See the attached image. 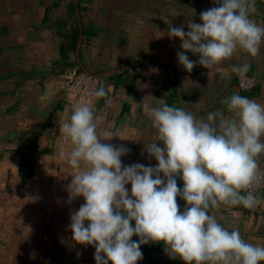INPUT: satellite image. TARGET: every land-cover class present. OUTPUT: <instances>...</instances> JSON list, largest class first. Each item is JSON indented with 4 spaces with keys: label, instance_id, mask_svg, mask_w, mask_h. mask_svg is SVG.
<instances>
[{
    "label": "crops",
    "instance_id": "0c3cea01",
    "mask_svg": "<svg viewBox=\"0 0 264 264\" xmlns=\"http://www.w3.org/2000/svg\"><path fill=\"white\" fill-rule=\"evenodd\" d=\"M215 6V0H0V264H96L95 247L74 243L68 229L84 203L70 197L76 170L60 155L69 148L60 127L75 105L91 102L101 139L116 136L102 142L128 148L123 166L155 167L147 148L156 134L145 105L181 107L206 120L211 111L227 114L224 100L234 90L264 104V43L254 58L237 51L209 70L197 64L187 72L178 63L181 41L166 35L169 26L187 32L189 21L200 23V13ZM251 18L264 26V0H256ZM245 62L255 81L248 91L232 72ZM73 71L96 75L106 95L88 99L59 89ZM258 160L264 167V155ZM177 185L183 187L179 178ZM257 194L262 202L254 209L222 205L210 214L246 242L264 245V184ZM177 203L183 211L185 202ZM155 260L183 264L163 244Z\"/></svg>",
    "mask_w": 264,
    "mask_h": 264
},
{
    "label": "clouds",
    "instance_id": "9594fccd",
    "mask_svg": "<svg viewBox=\"0 0 264 264\" xmlns=\"http://www.w3.org/2000/svg\"><path fill=\"white\" fill-rule=\"evenodd\" d=\"M215 2L200 13V23H187V32L183 26L168 28L166 35L181 41L176 55L187 72L197 64L213 69L237 51L254 58L264 43V26L251 18L256 0ZM188 52L199 59L190 60ZM249 70L247 62L232 66L239 76ZM91 95L101 98L106 90ZM224 104L227 114L218 109L206 120L181 107L145 105L156 134L147 148L155 167L123 166L121 157L129 150L102 142L116 136L101 139L92 103L73 107L60 127L69 146L60 155L76 170L70 197H83L84 203L71 213L68 229L74 243L95 247L96 264H137L141 245L149 242L162 243L169 258L183 264L264 262V245L246 242L238 229L228 230L210 214L222 205L254 209L262 202L257 191L264 184L258 160L264 155V104L238 90ZM177 197L185 202L183 211Z\"/></svg>",
    "mask_w": 264,
    "mask_h": 264
},
{
    "label": "built area",
    "instance_id": "2783aa9c",
    "mask_svg": "<svg viewBox=\"0 0 264 264\" xmlns=\"http://www.w3.org/2000/svg\"><path fill=\"white\" fill-rule=\"evenodd\" d=\"M254 83V77L249 74L245 76L237 75V86L241 90H250ZM98 84L99 78L96 75L85 71H73L63 77L58 82L57 87L74 95L93 99L91 93L97 89ZM134 241H138V237H135Z\"/></svg>",
    "mask_w": 264,
    "mask_h": 264
},
{
    "label": "trees",
    "instance_id": "16d2710c",
    "mask_svg": "<svg viewBox=\"0 0 264 264\" xmlns=\"http://www.w3.org/2000/svg\"><path fill=\"white\" fill-rule=\"evenodd\" d=\"M162 243L149 242L141 246L143 258L137 261V264H156L155 256L160 249Z\"/></svg>",
    "mask_w": 264,
    "mask_h": 264
}]
</instances>
